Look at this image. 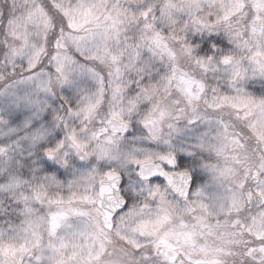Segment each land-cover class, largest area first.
Wrapping results in <instances>:
<instances>
[{
    "label": "clouds",
    "instance_id": "9594fccd",
    "mask_svg": "<svg viewBox=\"0 0 264 264\" xmlns=\"http://www.w3.org/2000/svg\"><path fill=\"white\" fill-rule=\"evenodd\" d=\"M0 264H264V0H0Z\"/></svg>",
    "mask_w": 264,
    "mask_h": 264
}]
</instances>
